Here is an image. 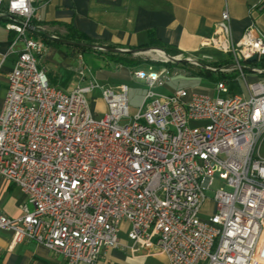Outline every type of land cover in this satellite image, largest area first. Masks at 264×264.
Returning <instances> with one entry per match:
<instances>
[{
  "label": "built area",
  "instance_id": "2783aa9c",
  "mask_svg": "<svg viewBox=\"0 0 264 264\" xmlns=\"http://www.w3.org/2000/svg\"><path fill=\"white\" fill-rule=\"evenodd\" d=\"M48 2L0 0L11 36L0 51V176L26 197L20 217L0 213V231L11 232L14 244L43 245L66 264H94L121 245L127 223L132 251L157 249L169 264H254L264 232V159L256 154L264 136V33L252 24L235 42L225 10L203 47L231 64L207 67L213 58L206 55L162 61L225 76L213 94L157 93L173 69L189 73L149 66L132 73L149 90L131 115L127 85L92 80L72 92L51 85L37 36ZM233 81L247 93L234 92ZM95 89L108 109L102 118L88 102Z\"/></svg>",
  "mask_w": 264,
  "mask_h": 264
},
{
  "label": "crops",
  "instance_id": "0c3cea01",
  "mask_svg": "<svg viewBox=\"0 0 264 264\" xmlns=\"http://www.w3.org/2000/svg\"><path fill=\"white\" fill-rule=\"evenodd\" d=\"M225 10L231 17L235 42L242 39L252 24L264 33V0H49L40 10L42 32L37 36L45 42L46 50L39 64L48 71L52 86L72 92L92 80L123 81L132 76L130 68L118 69L111 61L105 63L87 54L99 46L123 50L153 47L183 57L214 58L212 49H205L203 43L213 34ZM8 38L0 44L3 53L11 39L9 33ZM14 61L12 58L6 65V72ZM88 102L94 117L102 118L107 113L101 90L95 89L88 95ZM25 200L20 189L0 176V213L20 217ZM123 228L127 230L129 225L124 223ZM126 230L120 234L121 245L104 251L94 264H169L157 249L132 251ZM0 264H66V261L34 242L14 244L11 232L0 231ZM254 264H264V232Z\"/></svg>",
  "mask_w": 264,
  "mask_h": 264
},
{
  "label": "rangeland",
  "instance_id": "374dc122",
  "mask_svg": "<svg viewBox=\"0 0 264 264\" xmlns=\"http://www.w3.org/2000/svg\"><path fill=\"white\" fill-rule=\"evenodd\" d=\"M8 32L5 29L4 23H0V44L4 43L6 40H8ZM101 48L107 49V51H99V50H92L88 51V55H92L95 57V59H101V61H104L107 63V61H111L114 64L122 67H126L123 65L124 61H131L134 64L130 67L132 72L138 71V70H145L146 72L149 71V66H152L155 70H158L160 67H168V68H184L188 71L189 74H174V69L172 71V78L167 83L165 87H159L156 88L155 91L160 94H168L171 91H177L179 89H187L190 91L193 90H205V91H213L216 87V83L219 81H222L226 79L225 76H222L221 74L211 72L210 70L200 67L198 65H195L193 63H168L165 64L162 61L164 60L162 57L158 56V53L152 52V50H159L162 51L165 55L170 56L172 58H177L179 55H173L168 54L165 50H160L153 47H146L142 49H135V50H128L121 52L119 50L123 49H116L112 47H106V46H99ZM150 52V55H146V53ZM211 55L214 57L213 61L211 62H204L203 65L211 68H218L219 66H223L225 64H231L232 60L229 58V60H226V57L222 54L211 50ZM220 57V61H218V58ZM224 57V58H223ZM162 58V59H161ZM223 60V61H222ZM264 68V66H260ZM261 78H264V76H261ZM231 79V78H229ZM233 79V78H232ZM215 80H217L215 82ZM99 83L103 85H109L108 83H119L123 82L125 83L129 88V107L131 115H134L139 107L141 106L143 99L149 90L148 86L145 83L139 82L133 78V76H130V78H126L123 81H115V80H99ZM235 87H233L234 92H240L241 90L245 93H247V88L245 84H238L237 81H233L232 83ZM5 87L1 89L0 91V100L5 97ZM256 154L264 159V136L259 141ZM221 185V181L218 180L216 177V183L213 190L219 188ZM209 197L213 196V191L209 192Z\"/></svg>",
  "mask_w": 264,
  "mask_h": 264
},
{
  "label": "trees",
  "instance_id": "16d2710c",
  "mask_svg": "<svg viewBox=\"0 0 264 264\" xmlns=\"http://www.w3.org/2000/svg\"><path fill=\"white\" fill-rule=\"evenodd\" d=\"M158 51V50H157ZM160 52H162V51H160ZM163 53V52H162ZM167 57V56H166ZM134 63L133 62H131V61H124L123 62V65L124 66H126V67H130V66H132ZM260 66H264V61H262L260 64H259ZM217 80H215V82H216Z\"/></svg>",
  "mask_w": 264,
  "mask_h": 264
},
{
  "label": "bare ground",
  "instance_id": "6f19581e",
  "mask_svg": "<svg viewBox=\"0 0 264 264\" xmlns=\"http://www.w3.org/2000/svg\"><path fill=\"white\" fill-rule=\"evenodd\" d=\"M150 52H151V51H149L148 53H146V55H150ZM152 52H154V53H155V52L158 53V56H159V57L167 58V59H168V57H166L167 55H165L164 53H162V52H160V51L155 50V51H152ZM150 56H153V55H150ZM162 58H161V59H162Z\"/></svg>",
  "mask_w": 264,
  "mask_h": 264
},
{
  "label": "water",
  "instance_id": "95a60500",
  "mask_svg": "<svg viewBox=\"0 0 264 264\" xmlns=\"http://www.w3.org/2000/svg\"><path fill=\"white\" fill-rule=\"evenodd\" d=\"M257 59H258V57L257 56H254L253 58H251L250 60H248V63H254V62L257 61Z\"/></svg>",
  "mask_w": 264,
  "mask_h": 264
}]
</instances>
